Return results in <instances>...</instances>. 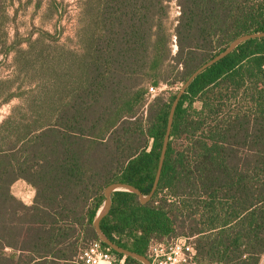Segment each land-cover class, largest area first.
Instances as JSON below:
<instances>
[{
  "label": "trees",
  "instance_id": "obj_1",
  "mask_svg": "<svg viewBox=\"0 0 264 264\" xmlns=\"http://www.w3.org/2000/svg\"><path fill=\"white\" fill-rule=\"evenodd\" d=\"M81 1L71 47L43 29L10 42L0 0V65L14 52L0 105L20 100L0 122V264H78L99 240L105 187L151 191L175 94L151 99L149 87L182 84L238 36L264 31V0H174L173 29L172 0ZM18 180L35 188L32 204L13 193ZM101 228L145 255L152 240L185 236L200 264H264V37L194 79L154 196L114 191Z\"/></svg>",
  "mask_w": 264,
  "mask_h": 264
},
{
  "label": "rangeland",
  "instance_id": "obj_2",
  "mask_svg": "<svg viewBox=\"0 0 264 264\" xmlns=\"http://www.w3.org/2000/svg\"><path fill=\"white\" fill-rule=\"evenodd\" d=\"M81 5V0H9L8 12L13 18L7 27L10 42L17 37L26 38L31 32H33L35 38L39 35L38 29H43L51 33L60 32V43L63 42L71 47H76V32L79 26ZM169 6L168 24L173 29L180 10L174 0L169 2ZM26 46V42L21 44V47ZM176 49V44H173V51L175 52ZM13 57L14 52H11L5 62L0 65V77L12 73ZM0 59H2V56H0ZM182 85L183 83L174 86L163 84L159 86L157 93L149 97L153 99L160 94L169 97L171 94H176ZM19 102L20 100L15 98L8 104L0 105V122L11 112V108ZM195 107L200 108V103L197 102ZM12 191L18 197H23L25 201H30L34 195L33 186L23 180L16 181Z\"/></svg>",
  "mask_w": 264,
  "mask_h": 264
},
{
  "label": "water",
  "instance_id": "obj_3",
  "mask_svg": "<svg viewBox=\"0 0 264 264\" xmlns=\"http://www.w3.org/2000/svg\"><path fill=\"white\" fill-rule=\"evenodd\" d=\"M264 37V31L263 32H256V33H247L241 36H238L235 38L222 52L208 60L207 62L203 63L200 67H198L195 71H193L189 77L186 79V81L183 83V85L180 87L179 91L175 94L174 100L171 105L170 113H169V118H168V124H167V129L166 133L164 136L163 140V145L161 149V154H160V159L158 163V168L155 176V180L153 182L151 191L148 195H144L140 189H138L136 186L129 184V183H124L120 181H114L109 183L105 189H104V195H105V201L103 206L101 207L100 211L98 212L97 216L95 217L93 221V226L96 232V235L98 239L103 242L105 245H107L110 249L113 251L123 254L125 256H130L132 258L137 259L143 264H152L150 258L148 255L138 253L136 251L129 250L116 242H114L112 239H110L102 230L101 228V220L109 213L111 207H112V193L117 190H127L134 192L138 195L140 201L142 203H146L149 200L152 199L154 196L157 187L159 185V181L161 178L164 162H165V157L169 145V140H170V135L172 131V126L174 122V116L175 112L177 109V106L184 95V93L187 91L188 87L190 84L194 81V79L202 73L204 70L209 68L210 66L214 65L218 61L222 60L226 56H228L238 45L243 43L246 40H249L251 38H261Z\"/></svg>",
  "mask_w": 264,
  "mask_h": 264
},
{
  "label": "built area",
  "instance_id": "obj_4",
  "mask_svg": "<svg viewBox=\"0 0 264 264\" xmlns=\"http://www.w3.org/2000/svg\"><path fill=\"white\" fill-rule=\"evenodd\" d=\"M159 87L150 86L149 95ZM152 264H200L192 237L178 236L164 241L152 240L148 247ZM78 264H127L125 256H119L106 248L100 240H93L78 256Z\"/></svg>",
  "mask_w": 264,
  "mask_h": 264
},
{
  "label": "crops",
  "instance_id": "obj_5",
  "mask_svg": "<svg viewBox=\"0 0 264 264\" xmlns=\"http://www.w3.org/2000/svg\"><path fill=\"white\" fill-rule=\"evenodd\" d=\"M24 181V180H23ZM26 182V181H25ZM30 185V184H29ZM32 186V185H31ZM33 189H34V195H33V197H32V199L30 200V201H25L24 199H23V197H18L14 192V194L18 197V198H20L25 204H27V205H30V204H32L33 203V200H34V196H35V188L33 187Z\"/></svg>",
  "mask_w": 264,
  "mask_h": 264
}]
</instances>
